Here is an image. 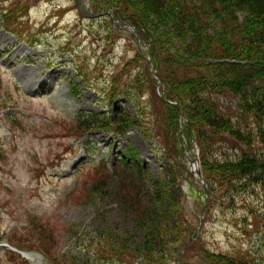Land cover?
<instances>
[{
  "label": "rangeland",
  "instance_id": "rangeland-1",
  "mask_svg": "<svg viewBox=\"0 0 264 264\" xmlns=\"http://www.w3.org/2000/svg\"><path fill=\"white\" fill-rule=\"evenodd\" d=\"M76 8V0H0V264H128L112 238L127 237L134 249L142 244L140 228L115 182L95 193L127 151L141 160L143 197L153 199L157 182H174L173 200L183 191L184 212L199 225L204 196L191 175L194 154L186 149L193 142L180 115L171 128L163 120L167 109L159 95L168 101L165 79L159 86L146 72L128 31L113 29L109 16L87 20ZM215 28L211 22L209 30ZM175 45L172 59L162 55L164 77L175 71L186 76ZM222 97L236 109L238 99ZM120 112L131 118L124 133L97 128L83 138L72 126L77 115ZM194 149L200 160L197 143ZM212 149L213 160L234 158L227 147ZM105 161L108 171L101 167ZM254 214L260 227L243 232L241 220L248 215L251 224ZM200 241L212 252L246 253L264 264L261 191L237 196L232 208L213 206ZM202 243L185 252L189 264H206L199 255ZM179 252L173 250L172 264Z\"/></svg>",
  "mask_w": 264,
  "mask_h": 264
},
{
  "label": "trees",
  "instance_id": "trees-1",
  "mask_svg": "<svg viewBox=\"0 0 264 264\" xmlns=\"http://www.w3.org/2000/svg\"><path fill=\"white\" fill-rule=\"evenodd\" d=\"M93 7L96 12L122 9L127 13L123 15L138 19L155 38L154 65L167 84V98L179 104L189 122L185 134L189 139L195 137L201 149V165L212 197L210 210L216 205L232 208L237 196L257 190L264 204V0H93ZM211 22L216 30H209ZM174 45H179L174 54L178 65L187 72L183 77L175 71L178 79L164 77L160 66L163 54L172 59ZM138 58L143 61L137 53ZM225 94L238 99L235 110L223 106ZM161 102L167 109L163 120L171 128L178 122L179 111ZM130 123L127 113L112 118L88 114L75 118L72 126L85 134L97 128L124 133ZM218 145L234 151V158L211 159L212 148ZM129 152L121 155L122 162L112 174L101 178L95 193L111 181L116 183L117 194L140 228L142 244L132 249L127 237L112 239L121 251L119 257L126 260L172 264L173 250L180 251L196 230L184 212L185 195L181 191L178 200H173L170 185L174 182L164 180L156 183L151 201L143 197L141 160ZM241 221L245 233L262 222L258 214L253 215L251 224L248 215ZM200 243L196 241L186 252ZM200 251L206 264H260L246 253L231 257L212 252L204 244ZM187 258L185 253L182 264H189Z\"/></svg>",
  "mask_w": 264,
  "mask_h": 264
},
{
  "label": "water",
  "instance_id": "water-1",
  "mask_svg": "<svg viewBox=\"0 0 264 264\" xmlns=\"http://www.w3.org/2000/svg\"><path fill=\"white\" fill-rule=\"evenodd\" d=\"M78 6H79L80 11H82V13L85 14L89 18H99V17L102 16V15H95V14H93L92 11L89 10L87 8V6H85V0H78ZM107 14H110L113 17V13H107ZM119 25H121V24H119ZM121 26H123V25H121ZM134 32H135L136 35H139V32L138 31L135 30ZM147 61H148V68L150 69L151 62H150L149 59ZM192 162L193 163H197L196 159H194V161H192ZM198 176H199V179H200L198 181V183L204 189V191L206 193V196H207V203H208L210 198H209V188H208L207 181L203 178V176H202V174H201L200 171H198ZM206 207H207V204H206ZM206 207H205V210H206ZM205 210H204V213L203 214H205ZM202 219H203V217H202ZM201 224H202V222H201ZM185 247H186V245H184L182 247L181 252H180V255L183 253ZM180 255L178 257V261H179Z\"/></svg>",
  "mask_w": 264,
  "mask_h": 264
},
{
  "label": "bare ground",
  "instance_id": "bare-ground-1",
  "mask_svg": "<svg viewBox=\"0 0 264 264\" xmlns=\"http://www.w3.org/2000/svg\"><path fill=\"white\" fill-rule=\"evenodd\" d=\"M160 85L162 86L163 84L160 82ZM192 167V166H191ZM200 170V167H199V165H197V164H195V165H193V169H192V174L194 175V176H197V173H198V171Z\"/></svg>",
  "mask_w": 264,
  "mask_h": 264
}]
</instances>
